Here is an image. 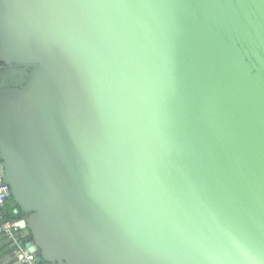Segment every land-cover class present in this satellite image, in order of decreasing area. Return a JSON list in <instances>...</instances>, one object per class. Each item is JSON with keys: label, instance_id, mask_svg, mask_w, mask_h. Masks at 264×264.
I'll return each instance as SVG.
<instances>
[{"label": "water", "instance_id": "water-1", "mask_svg": "<svg viewBox=\"0 0 264 264\" xmlns=\"http://www.w3.org/2000/svg\"><path fill=\"white\" fill-rule=\"evenodd\" d=\"M45 264H264V0H0V163Z\"/></svg>", "mask_w": 264, "mask_h": 264}, {"label": "built area", "instance_id": "built-area-1", "mask_svg": "<svg viewBox=\"0 0 264 264\" xmlns=\"http://www.w3.org/2000/svg\"><path fill=\"white\" fill-rule=\"evenodd\" d=\"M9 197V185L4 181L2 168H0V238L5 239L12 248H15L16 257L20 264H38L36 254L32 253L30 248L27 247L29 236L20 225V221L6 217V206Z\"/></svg>", "mask_w": 264, "mask_h": 264}, {"label": "crops", "instance_id": "crops-1", "mask_svg": "<svg viewBox=\"0 0 264 264\" xmlns=\"http://www.w3.org/2000/svg\"><path fill=\"white\" fill-rule=\"evenodd\" d=\"M0 264H20L16 257L15 248H12L3 238H0Z\"/></svg>", "mask_w": 264, "mask_h": 264}, {"label": "trees", "instance_id": "trees-1", "mask_svg": "<svg viewBox=\"0 0 264 264\" xmlns=\"http://www.w3.org/2000/svg\"><path fill=\"white\" fill-rule=\"evenodd\" d=\"M7 206L12 210V213H10L6 210V217L8 219H11V220H16V214H17V210H18L17 206L15 204H13V202L11 204H7ZM38 264H45V263H38Z\"/></svg>", "mask_w": 264, "mask_h": 264}, {"label": "flooded vegetation", "instance_id": "flooded-vegetation-1", "mask_svg": "<svg viewBox=\"0 0 264 264\" xmlns=\"http://www.w3.org/2000/svg\"><path fill=\"white\" fill-rule=\"evenodd\" d=\"M1 167H2V162H1ZM2 172H4V169L2 168ZM9 189H10V187H9ZM12 200V197H11V190H10V197H9V199H8V202H7V204H11L12 202H13V200ZM13 204H14V202H13ZM16 205V204H15ZM17 209H18V207H17ZM17 214H18V210H17ZM16 214V215H17ZM28 232V231H27ZM29 234V233H28Z\"/></svg>", "mask_w": 264, "mask_h": 264}, {"label": "rangeland", "instance_id": "rangeland-1", "mask_svg": "<svg viewBox=\"0 0 264 264\" xmlns=\"http://www.w3.org/2000/svg\"><path fill=\"white\" fill-rule=\"evenodd\" d=\"M6 210H7L8 212L12 213V210H11L8 206H6Z\"/></svg>", "mask_w": 264, "mask_h": 264}]
</instances>
